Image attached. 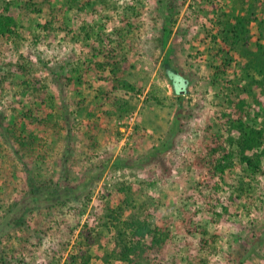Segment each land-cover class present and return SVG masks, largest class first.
Wrapping results in <instances>:
<instances>
[{
	"label": "rangeland",
	"instance_id": "rangeland-1",
	"mask_svg": "<svg viewBox=\"0 0 264 264\" xmlns=\"http://www.w3.org/2000/svg\"><path fill=\"white\" fill-rule=\"evenodd\" d=\"M15 1L20 2L0 0V8ZM237 8L238 0H90L87 49L82 38L38 29L45 14L17 18V37L5 44V52L11 72L19 73L23 65L29 75L5 79L9 68L0 64L4 264H65L86 238L96 255L110 235L104 227L107 204L116 208V191L124 186L134 190L135 205L145 203L146 216L148 210L151 213L148 219L168 225L172 248L166 253L167 264H264V176H257L253 189L238 202L233 190L221 184L216 198V210L223 216L219 218L209 212L210 188L199 184L202 171L195 166L211 135L226 138L224 115L233 107L227 102L224 81H238L240 73L235 68L221 86H213L216 63L200 41L210 37L219 11ZM76 13L67 11L62 17L69 27L81 25L82 19L73 20ZM163 26L170 32L161 51L156 39ZM255 28L251 26L252 33ZM118 30L126 34L122 49L117 47ZM104 35L114 42L108 45ZM99 46L113 49L116 58L125 60V77L140 90L127 96L134 110L122 117L106 114L112 109L104 97L106 84L90 70L102 61L92 50ZM167 51L173 69L188 82L183 96L177 95L164 73ZM28 100L44 107L52 102L58 116L55 129L42 136L40 151L35 152L21 150L13 134L21 128L17 111L23 108L21 103L28 107ZM246 101L252 100L248 96ZM246 121L253 124V118ZM226 173L228 184L242 176L238 163ZM183 213L191 217L190 236L178 227ZM202 229L209 241L207 251L199 250Z\"/></svg>",
	"mask_w": 264,
	"mask_h": 264
},
{
	"label": "trees",
	"instance_id": "trees-1",
	"mask_svg": "<svg viewBox=\"0 0 264 264\" xmlns=\"http://www.w3.org/2000/svg\"><path fill=\"white\" fill-rule=\"evenodd\" d=\"M55 1L20 0L19 3L7 2L0 8V64L9 68L5 79L13 78L14 74L29 75L23 65L19 66V73L11 72L12 63L8 61L9 57L5 52V44L13 37H17L15 29L18 17L26 20L28 16L45 14L47 19L37 25L38 29L47 34L66 33L71 35V39L82 38L87 49V39H89L86 27L87 16L92 17L95 11L92 8L93 13L87 14V3L90 0H65L64 5L55 4ZM73 10L77 12L73 20H83L76 28L69 27L62 18L67 11ZM212 22L214 29L211 30L210 37L200 41L205 44L204 50L210 61L216 63L213 66L211 84L221 86V81L228 72L234 71L235 68L240 72L238 81L237 78L233 83L223 80L224 90L228 94L227 102L233 107L231 114L224 115L226 120L223 127L226 138L223 139L219 133L211 135L205 153L195 164L196 168L202 171L199 184L210 188L211 196L208 199L206 197L209 212L221 218L222 214L216 210V204L219 202L216 198H219L223 188L221 184L233 190L235 201L238 202V199L253 189L252 183L256 177L264 176L262 167L264 157V0H238L236 11H219ZM252 25H255L256 33H252ZM169 32L170 30L163 26L161 37L156 39V48L164 51ZM115 35L120 39L117 47L122 49L126 34L123 30H118L115 31ZM255 35L256 38L253 40ZM103 38L108 45L114 42V39L108 35H104ZM208 39L211 42L207 46ZM92 50L95 56L102 58L101 62L95 63V69L91 66L90 70L96 71L106 84L107 92L104 97L112 108L106 114L122 117L134 110L131 101L126 99L127 96H136L140 90L127 81L125 60L116 58L113 49L107 50L99 46L98 49ZM162 67L173 86L172 77L177 73L171 65L169 51L165 53ZM241 82L244 84L240 85ZM35 83L33 84L36 86L40 85L39 82ZM23 84L27 86L31 83L23 81ZM233 84L235 89H231ZM37 88L39 89V86ZM121 93H124V96L118 95ZM248 96L252 100L251 104L246 101ZM34 98L38 101L41 99L38 96ZM38 101H29L28 107L21 103L20 106L23 108L18 111L13 108V112H18L21 126L18 132L14 130V139L21 150L27 152L40 151L42 136L47 134L48 130L55 129L58 120L52 102H47L44 107ZM37 102L41 105H36ZM252 118L253 124L247 123L246 120L251 121ZM37 158L42 159L40 155ZM236 163L241 167L242 176L234 184H228L226 172L234 170ZM216 179L217 181H214ZM116 192L118 204L115 209H111L108 203L107 213L104 216V227L108 229L110 235L104 239V246L100 244L99 251L101 252L108 245L107 251L93 255L90 252L92 243L86 238V243L81 244L77 252L70 255L65 264H96L97 262L100 264H167L169 258L166 253L172 248V236L168 225L164 220L155 222L148 219L151 218L149 217L151 213L148 210L146 216L145 203L140 206L135 205V192L132 187L124 186ZM211 200L215 204L210 205ZM222 209L225 213L227 212L226 207ZM144 212L146 217L143 216ZM183 214L185 219H182V225L178 227L180 231L183 230L187 236H190L193 234L190 225L191 217L186 213ZM205 234L206 232L202 229L200 251L209 249V241ZM4 262L5 259L0 258V264Z\"/></svg>",
	"mask_w": 264,
	"mask_h": 264
},
{
	"label": "water",
	"instance_id": "water-1",
	"mask_svg": "<svg viewBox=\"0 0 264 264\" xmlns=\"http://www.w3.org/2000/svg\"><path fill=\"white\" fill-rule=\"evenodd\" d=\"M172 81L177 95L183 96L187 93V80L183 79L180 75L176 74L172 77Z\"/></svg>",
	"mask_w": 264,
	"mask_h": 264
}]
</instances>
